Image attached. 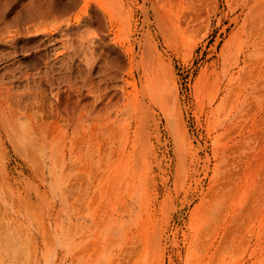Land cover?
<instances>
[{
    "label": "rangeland",
    "instance_id": "rangeland-1",
    "mask_svg": "<svg viewBox=\"0 0 264 264\" xmlns=\"http://www.w3.org/2000/svg\"><path fill=\"white\" fill-rule=\"evenodd\" d=\"M83 2L0 0V264H264V0H89L112 88Z\"/></svg>",
    "mask_w": 264,
    "mask_h": 264
},
{
    "label": "bare ground",
    "instance_id": "bare-ground-1",
    "mask_svg": "<svg viewBox=\"0 0 264 264\" xmlns=\"http://www.w3.org/2000/svg\"><path fill=\"white\" fill-rule=\"evenodd\" d=\"M39 1V0H38ZM50 2V1H49ZM53 2V1H52ZM111 2V1H110ZM115 2V1H114ZM42 3V2H41ZM113 3V2H112ZM67 4V3H66ZM115 4V3H114ZM43 5H46L44 4L43 2ZM113 5V4H112ZM112 5L110 3H108L107 5H99V9H101V11L103 12L104 16L107 18V21L109 23V27L110 29L107 31L108 34L105 35L104 32H105V29H103V21H104V18L103 16L101 15L102 13H99L97 11V9L94 7V6H91L89 0H84L83 4H82V12L84 13V16H78L76 19H75V23L77 25H80L82 24L84 27H85V30L86 28H93L95 27V33H92V35L90 37H93V42L98 45V47H102V48H105L104 49V52H103V55L105 56L106 60H107V63H108V66H107V69H106V74H105V78L110 82L109 84L111 85L110 87L112 88L113 87V84L115 83V80L117 79L118 75H119V72H120V68H121V64H122V60L124 59L125 60V56H128L129 54V49H125L123 50V52L121 53L119 50H118V47L117 45L112 44H107L104 42V39L103 37H107L109 35H112V27H113V21H114V18H115V13L112 11V9H114L115 6L112 7ZM47 6V5H46ZM28 7V6H27ZM48 7V6H47ZM75 7V6H74ZM31 8V7H30ZM28 9V10H24L23 11V15L21 16V19L23 20L22 22V25L20 27H18L17 29H15L13 31V33H9L11 35V37L13 36H16L15 34L16 33H29V32H35L38 27L44 23V20L46 21V18H48V16H52L54 14H59L61 15L62 13H64L66 11V7L64 6V2L60 1V2H53L51 4L50 7L46 8V9H43L39 4L38 6H36L35 8H32V9ZM90 10V15L87 14V11ZM100 11V12H101ZM22 13V12H21ZM54 21V20H53ZM47 23H49L47 21ZM107 25V24H106ZM42 26V25H41ZM62 26V25H61ZM8 28V27H6ZM70 27H62L61 28V33L63 36L67 34V31L69 30ZM107 28V27H106ZM9 29H12V28H9ZM9 29L8 32H9ZM14 29V28H13ZM4 30V29H3ZM71 33V31H70ZM89 33V32H88ZM5 36V34H4ZM50 36V35H49ZM67 36V35H66ZM89 36V35H88ZM72 37V36H71ZM15 38V37H13ZM1 39V38H0ZM4 42H6L5 40H3ZM89 45V44H88ZM79 48V47H78ZM123 48V47H122ZM125 48V46H124ZM93 49V48H92ZM52 51V50H51ZM81 51V50H80ZM91 51V50H90ZM94 52V51H93ZM98 52V50H97ZM95 53V52H94ZM28 54V53H27ZM74 55V54H73ZM93 56V54H91ZM46 56V55H45ZM62 56V55H61ZM67 56V55H66ZM70 56V55H68ZM131 56V55H130ZM67 59V57H66ZM69 59V58H68ZM104 59V58H103ZM70 60V59H69ZM68 61V60H67ZM71 61V60H70ZM92 61V60H91ZM103 61V60H102ZM105 61V60H104ZM126 61V60H125ZM69 62V61H68ZM57 63V62H56ZM92 63V62H91ZM130 64V63H129ZM66 65H68L66 63ZM71 65V64H70ZM81 66V65H80ZM70 67V66H69ZM72 67V66H71ZM77 67V65H76ZM8 69V68H7ZM13 72V71H12ZM17 72V71H16ZM10 73V72H9ZM21 73V72H20ZM61 73V72H60ZM127 73V72H126ZM45 74V72H44ZM91 74V73H89ZM34 75V74H33ZM22 76V75H21ZM41 76H42V73H41ZM40 76V78H41ZM17 77V76H16ZM19 77V76H18ZM44 77V75H43ZM21 78V77H20ZM32 78H35V77H32ZM31 78V79H32ZM3 79V78H2ZM24 80V79H23ZM27 82V81H26ZM17 83V82H15ZM87 83V82H86ZM2 84V83H0ZM14 84V83H13ZM24 84V82H23ZM39 84V83H38ZM8 85V84H7ZM90 85V84H89ZM36 86V85H35ZM94 86L96 87V89H99L100 86H99V82H96L94 83ZM93 86V87H94ZM94 87V89H95ZM108 87V85H107ZM24 88V87H22ZM19 89V87L17 88ZM1 90V89H0ZM4 90V89H3ZM37 90V89H36ZM14 91V90H13ZM35 91V90H34ZM96 91V90H95ZM116 91V90H115ZM97 92H99L98 94L94 95L93 97V100L94 101H98L103 95H106V94H102L100 91L97 90ZM13 93V92H12ZM20 93V92H18ZM30 93V92H29ZM89 93V92H88ZM7 94V93H6ZM28 94V93H26ZM31 94V93H30ZM25 95V94H24ZM0 96H2V94H0ZM5 96V94H4ZM45 96V95H43ZM81 97V95L79 94V96H76V101L78 104L79 103V98ZM6 98V96H5ZM123 98H124V105H123V109H126L128 108V93L127 92H123ZM84 99H89V97H85ZM54 100V99H53ZM65 100V99H64ZM6 101V100H5ZM38 102V101H37ZM9 103V102H8ZM14 105V103H12ZM4 105V104H3ZM9 105V104H8ZM16 105V104H15ZM30 105V104H29ZM34 105V104H33ZM40 106H43L42 104ZM47 106V105H46ZM26 107H29L28 105H26ZM11 108V107H10ZM23 108V107H22ZM31 108V107H30ZM29 108V109H30ZM13 109V108H12ZM28 109V108H27ZM0 110L2 111V109L0 108ZM16 110V109H15ZM18 110V109H17ZM16 110V111H17ZM22 110V109H21ZM4 111V110H3ZM2 111V112H3ZM19 113V112H18ZM17 113V114H18ZM25 113V112H23ZM69 113V111H67V114ZM5 114V113H4ZM21 114V113H20ZM32 114V113H31ZM70 114V113H69ZM27 115V113H26ZM8 116V115H7ZM29 116V115H27Z\"/></svg>",
    "mask_w": 264,
    "mask_h": 264
}]
</instances>
